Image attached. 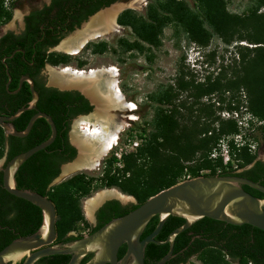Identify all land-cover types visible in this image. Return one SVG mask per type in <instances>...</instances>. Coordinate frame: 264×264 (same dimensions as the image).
Instances as JSON below:
<instances>
[{"label": "trees", "instance_id": "trees-1", "mask_svg": "<svg viewBox=\"0 0 264 264\" xmlns=\"http://www.w3.org/2000/svg\"><path fill=\"white\" fill-rule=\"evenodd\" d=\"M96 1L104 2L101 6L108 7L119 0H79L73 5L84 2L90 5V2ZM192 1L191 5L186 0H149L146 14L131 9L123 11L118 17V23L130 29L136 41L131 44L126 39L120 40L115 53L122 56L132 50L144 54L146 48L159 49L163 45L166 28L173 29L172 39L175 40L177 50L184 48L183 42H186L188 46L196 44L208 47L215 38L228 46L237 43L235 57L240 58L241 69L235 72L232 78L224 79L225 85L229 88L242 84L248 87L251 95L250 110L261 122L263 121L254 129V137L261 142V148H264V13H259L264 8V0H252L247 13L243 15L229 12L226 0ZM14 8H16V2L6 7V0H0V25L12 19ZM99 8V6L95 7L87 15L94 14ZM11 36L12 34L8 35L2 42ZM240 42H246L253 47L240 45ZM32 45V43L22 42L21 39L8 48L1 45L0 61L3 57L11 55L18 46L25 49L26 54L16 53L14 59L7 60L8 64L12 65L15 61H30ZM91 47L94 53L102 54L107 50L108 43L89 42L84 50ZM70 62V57L57 60L42 52L41 56L35 59L37 71H31L30 75L37 79L48 63L68 64ZM235 62L237 63L236 59ZM78 66L83 67L85 63L80 62ZM24 72L27 73V69ZM10 74L13 78L20 76L12 70ZM36 89L41 96L38 106L41 111L52 116L58 135L50 147L35 154L19 169L16 174L17 188L40 193L55 204L57 242L70 243L83 237V235L70 236V234L78 229L80 223L85 222L81 202L84 198L91 196L93 179L78 175L51 186L60 173L63 154L70 158L76 154L75 150L64 142V133L60 126L61 115L66 111L69 94L61 93L56 89H47L42 82L38 81ZM26 91L30 92L27 87H24L20 94ZM177 98L173 88L155 92L150 99L154 116L151 121L152 131L148 133V138L144 139L145 142L138 146L135 152L123 154L120 159L111 156L105 161L104 173L100 179L101 187L118 188L123 194L134 196L138 203L124 206L117 200L107 202L97 214L99 225L93 226L90 232H95L110 221L125 216L152 196L178 184L183 173V167L179 165L182 158L188 159L191 154L200 152L208 158L224 136L228 137L239 132V124L234 120L221 121L220 128L213 127L212 123L207 122L202 124L194 122L192 126L184 125L186 115L181 110L187 108V105L186 103L178 104ZM87 110L90 111V108ZM234 110L238 109H233L232 112ZM31 117L29 113L22 114L18 121L24 124L17 125V129L24 131ZM247 125L248 130L254 128L253 124ZM144 134H147V129L144 130ZM50 136L51 128L43 118L36 121L26 138L6 136L4 129L0 126V160L7 157L8 163L16 155L43 143ZM227 146L233 160L238 162L237 167L232 161L223 165L221 159L213 165L206 158L200 166L188 169L191 177L237 175L264 185V162L257 160V155L251 154L248 148L239 146L233 141H228ZM119 164L123 167H117ZM216 166L222 168L221 173H216ZM249 166L251 167L247 168ZM203 169H211V173L200 174ZM239 169L242 171H238ZM244 189L264 199V194L261 192L248 186H244ZM3 202L5 201H0V205ZM29 204L39 210V223L34 228L36 232L44 223V214L41 209ZM1 207L0 221L2 222L5 212ZM158 223L157 216L150 221L142 238L151 234ZM184 223L185 219L171 216L156 240L166 241L169 235ZM9 244L10 240L5 242L0 239V251ZM169 250V244H149L145 252L146 264H155L167 255ZM125 252L126 250L122 248L119 257L121 258ZM195 256H200L204 264H264V231L250 225L233 226L222 221L203 218L177 236L174 256L166 264H187ZM226 256H230L233 262H227ZM71 257V255H53L39 260L36 264H68ZM85 261L86 259L83 262Z\"/></svg>", "mask_w": 264, "mask_h": 264}, {"label": "rangeland", "instance_id": "rangeland-1", "mask_svg": "<svg viewBox=\"0 0 264 264\" xmlns=\"http://www.w3.org/2000/svg\"><path fill=\"white\" fill-rule=\"evenodd\" d=\"M17 1L19 3H26L24 0L22 2L21 0H6V7L12 2ZM129 1L131 0H119L115 4ZM186 1L191 5L193 3L192 0ZM226 2L229 12L243 15L247 13L252 0H226ZM148 3L149 0H139L137 3L138 5L136 4L132 6V8H127L126 10L131 9L141 14H146ZM12 13V19L0 25V35L8 30H18V23L21 21L24 13L23 5H17ZM259 13H264V8H262ZM172 35L173 29L166 28L161 48H146L144 54H139L136 50H132L126 55L119 56L118 53H115V49L119 47L120 40L126 39L131 44H134L136 41L132 31L121 26L118 32L91 41L93 44L103 41L108 43L107 50L102 54L94 53L93 47L83 50L76 56L59 50L50 54L51 57L57 60L70 57L71 62L65 65V67L60 66V64L48 63L43 72L44 78H46L48 82L50 81V77L52 80V76L50 75L53 69L61 70L66 67H73L76 69L90 70L114 66L118 70L119 86L121 90L127 99L137 106L136 110L132 112L127 110H113L117 119L125 121L128 126L122 133L115 149L102 160L99 167L94 170L85 169L69 174L64 173V167L66 165L63 167L62 174L55 185L78 175L93 179V191L91 196L84 198L81 202V210L85 222L80 223L78 229L72 232L73 234L87 235L94 226V217L89 218L86 211L87 201L104 190L113 189L101 187L100 179L104 173L105 161L111 156L120 159L123 154L135 152L137 147L145 142L144 139L148 138V133L152 131L151 121L154 116V108L150 99L155 92L161 89L173 88L178 97L177 103H186L187 108L181 110L182 113L186 115V120L184 121V125L186 126H192L194 122H199V124L207 122L212 123L213 127L220 128L221 121L229 120L237 121L239 124V132L231 134L228 137L224 136L219 141L217 147L209 154L208 158L201 152L194 155L191 154L188 159L182 158L179 162V165L183 167V173L181 171L182 174L179 178L180 182L192 179L188 169L200 166L206 158L211 161L213 165H216L217 161L220 159L222 160L221 154L227 149L232 163L237 167L238 162L233 160L231 156L227 146L228 141H233L239 146L248 148L251 154L257 155V160H262L264 162V148H261V142L254 137V129L263 123V121L261 122L250 110L249 100L251 95L249 89L244 84L235 88H229L225 85L224 81V79L232 78L235 72L241 69L239 65L241 60L235 57L237 43L228 46L220 39L215 38L208 47H201L196 44L188 46L186 42H183L184 48L177 50ZM239 44L250 48L253 47L246 42H240ZM146 46L148 47V45ZM80 62H84L85 66L79 67L78 65ZM233 109L238 110L232 112ZM96 111L95 108L91 116L96 114ZM118 113L123 114L125 119L120 118ZM126 115L134 116L135 119L126 118ZM247 124H253L254 128L248 130L249 126ZM145 129H147L146 135L144 134ZM213 153L216 154L215 157L212 155ZM78 157L71 163L75 162ZM223 165H225L224 162ZM117 167L122 168L123 165L119 164ZM250 167L251 166L247 168ZM238 171L242 170L239 169ZM221 172L222 168L216 166V173L219 174ZM210 173L211 169H203L200 171V174ZM64 174L67 176H64ZM114 189L121 192L118 188ZM133 203H138L136 198L133 200ZM129 204H131V201L126 203V205ZM225 258L227 262H233L228 256ZM187 264L204 263L200 256H195L192 257Z\"/></svg>", "mask_w": 264, "mask_h": 264}, {"label": "water", "instance_id": "water-1", "mask_svg": "<svg viewBox=\"0 0 264 264\" xmlns=\"http://www.w3.org/2000/svg\"><path fill=\"white\" fill-rule=\"evenodd\" d=\"M114 5L112 4L100 12ZM98 13L91 16L87 22ZM14 55L15 53L5 59L12 58ZM7 74L9 77L7 89H9L12 77L9 70H7ZM25 82L31 84L33 99L30 105L20 108L11 117L1 116L0 126L4 129L6 136L26 138L31 133L36 121L43 118L51 128V136L43 143L13 157L3 169V183L5 189L11 195L26 200L41 209L44 214V223L35 234L16 239L1 250L0 264H36L39 260L53 255H71L68 264H82L83 260L89 255H93V257L86 264H145L146 248L151 243L170 245L167 255L155 263L166 264L174 256L177 236L203 218L222 221L233 226L250 225L264 231V199L258 198L244 189V186H248L264 194V185L242 176L217 175L200 176L182 181L162 190L139 205L135 210L110 221L91 234L70 243H57V209L55 204L47 196L40 193L17 188L16 183V174L19 169L35 154L50 147L56 141L58 135L54 119L43 111L37 112L30 119L24 131H19L13 124V121L18 119L24 112L37 109L39 93L30 77H23L20 87L13 93H18ZM48 83L56 85L51 80ZM58 87L62 89L71 88ZM79 90L87 96L81 89ZM120 116L122 115L120 114ZM3 163L4 159H1L0 166ZM132 198L135 200L134 197ZM112 200H117L126 205V203L115 197L107 199L95 209L94 219L95 213ZM131 204H134L133 201ZM157 216L159 217L157 227L143 239L142 236L148 224ZM171 216L185 219L184 225L175 229L166 241H157L156 238ZM123 245H126L127 249L120 259L119 252Z\"/></svg>", "mask_w": 264, "mask_h": 264}, {"label": "flooded vegetation", "instance_id": "flooded-vegetation-1", "mask_svg": "<svg viewBox=\"0 0 264 264\" xmlns=\"http://www.w3.org/2000/svg\"><path fill=\"white\" fill-rule=\"evenodd\" d=\"M22 1L23 0H21V2ZM24 1H26L25 4L19 3L18 1L16 2V6L20 4L23 5V11H24L22 15V19L18 23V30L16 31L8 30L7 32L2 33L0 35V46L3 45L4 48H8L12 44L15 45L18 39H21L22 42L24 43L26 42L27 44L32 43L33 44L31 49L32 60L28 61L22 58L24 62L15 61L12 62V65H9L7 60L14 59L16 53H23L24 55L26 54L25 49L18 46L17 49L11 54L13 55L15 53V55L12 58L5 59L11 56L8 55L3 57V59L0 61V88H1L0 117L1 116L11 117L20 108L28 107L30 105L33 99V95L31 92V84L29 82H25L22 89L24 87H27L30 90V92L26 91L20 94V91L22 90L21 89L18 93H13L20 87V82L25 76L30 77L34 81L35 89L38 81V82H42L44 87L47 89H56L61 93L69 94L66 111L61 115L60 126H61V130L64 133V142L68 146H70L73 150H75L76 154L73 158H70L67 155L60 152L63 154V158L65 160L63 158L61 159L63 162L60 166V173L58 177L51 183V186H54L56 181L59 179V177L62 174L63 167L65 165L67 166V164L69 165V163H71L78 156H80V150L73 141V134L75 132V127L76 125L80 126V123L83 122V119L91 117V114L95 109V104L92 102V100L89 97L85 96L78 88L71 87V88L62 89L56 85H50L43 75L45 68L39 73L37 79L36 78L34 79L30 75V72L37 71L38 69V66L35 63V59L39 58L42 52H45L47 56H49L52 52H57L58 50L61 51L60 46L62 45V43L65 42L69 37H71L75 33L84 29V27L88 23H90V21L94 17L98 16V14H101L109 9H112L113 7L119 4H125L126 5L125 9L132 8V6L136 5L139 2V0L136 1L131 0L129 2H119L117 4L114 3L115 4L114 6L102 12L100 11L107 7L101 6L104 5V2H98V1L90 2V5H87L84 2L75 6L73 4L79 0H41V1L24 0ZM97 6H99L100 8L99 10L94 12V14L98 12L100 13L92 17L91 20L87 22L89 18L94 15V14L87 15L88 12ZM120 27L119 29H121ZM10 34H12L11 38L2 42V40ZM62 52L65 53L66 51L62 50ZM65 65H67V63L60 64V66H64V67ZM26 69H27V73L24 72ZM7 70H9V73L12 70L17 74H20L18 78H13L11 76L12 81L9 86V89H7V83L9 81ZM7 77H8V81H7ZM37 92L39 93L38 90ZM40 100H41V96L39 93V102ZM38 104H37V109L30 110L24 113H29L33 117L37 112L41 111ZM87 108H90V111H88ZM118 115L120 116V113H118ZM121 115L122 116H120V118L125 119L123 114ZM126 118H128V116ZM18 119L13 121V124L15 125L16 128L17 125L22 126L24 124L18 121ZM3 159H4V163L3 165L0 166V197L1 195H3V199H1L0 201H5V202H3L2 205L0 206H2L1 208L5 213L3 214L4 220L2 222L0 221V239L5 242L10 240L11 243L16 239L28 237L37 232V231L34 232V228L39 223V210L33 207L32 205H30L28 201L18 198L14 195H11L5 189L3 183V169L7 164V157H4ZM65 167H64V173H65ZM16 199H19L20 201ZM99 210L95 213L94 227H97L99 225L98 216H97ZM91 233L93 232H89L88 234ZM70 236H78V235L72 233L70 234ZM84 236L85 235H83V237ZM66 243L62 242V244H66ZM122 248L126 250L127 246L123 245L121 249ZM92 257L93 255L87 256L85 258L86 261L82 262V264H86L89 260L92 259ZM228 257L233 261V259L230 256Z\"/></svg>", "mask_w": 264, "mask_h": 264}, {"label": "bare ground", "instance_id": "bare-ground-1", "mask_svg": "<svg viewBox=\"0 0 264 264\" xmlns=\"http://www.w3.org/2000/svg\"><path fill=\"white\" fill-rule=\"evenodd\" d=\"M125 8V4H119L98 14L84 29L63 42L60 46L61 51L64 50L73 56L79 55L89 42L117 32L120 27L117 17ZM50 76H52L50 80L53 84L81 89L96 105V114L83 119L80 126L75 127L73 141L80 150V156L75 162L65 167V173L85 169L94 170L115 149L128 126L125 121L117 119L113 110L132 112L137 106L130 102L121 90L118 70L114 66L90 70L73 67L53 69ZM128 118L135 119L134 116H128ZM113 197L124 203L133 201L131 196H126L117 189L104 190L87 201L88 217L93 218L95 209L103 201Z\"/></svg>", "mask_w": 264, "mask_h": 264}, {"label": "built area", "instance_id": "built-area-1", "mask_svg": "<svg viewBox=\"0 0 264 264\" xmlns=\"http://www.w3.org/2000/svg\"><path fill=\"white\" fill-rule=\"evenodd\" d=\"M212 155L214 157L216 156L215 153H213ZM221 155H222V160H223L224 164L227 165L231 161L228 149L224 153H222Z\"/></svg>", "mask_w": 264, "mask_h": 264}]
</instances>
